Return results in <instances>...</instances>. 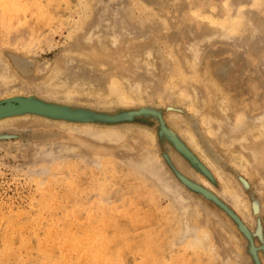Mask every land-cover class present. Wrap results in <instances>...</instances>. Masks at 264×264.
<instances>
[{
    "label": "rangeland",
    "instance_id": "rangeland-1",
    "mask_svg": "<svg viewBox=\"0 0 264 264\" xmlns=\"http://www.w3.org/2000/svg\"><path fill=\"white\" fill-rule=\"evenodd\" d=\"M5 102L0 264H264V0H0Z\"/></svg>",
    "mask_w": 264,
    "mask_h": 264
},
{
    "label": "water",
    "instance_id": "water-1",
    "mask_svg": "<svg viewBox=\"0 0 264 264\" xmlns=\"http://www.w3.org/2000/svg\"><path fill=\"white\" fill-rule=\"evenodd\" d=\"M17 108L18 107H17L16 102H5V103L0 105V115L5 116L3 114H6V116H7V114H12L13 112H15V109H17ZM200 191H202V190L200 189ZM203 193L205 195L209 196V193H207V192H203Z\"/></svg>",
    "mask_w": 264,
    "mask_h": 264
},
{
    "label": "bare ground",
    "instance_id": "bare-ground-1",
    "mask_svg": "<svg viewBox=\"0 0 264 264\" xmlns=\"http://www.w3.org/2000/svg\"><path fill=\"white\" fill-rule=\"evenodd\" d=\"M17 1H18V0H17ZM21 2H22V1H21ZM13 4H14V3H12V6H13ZM18 4H19V3H18ZM15 5H16V4H15ZM22 9H23V8H22ZM2 10H3V9H2ZM23 11H24V10H23ZM7 16H8V15H7ZM19 17H21V16H20V13H18V17L16 16V18H19ZM16 18L13 17V19H16ZM19 20H20V21H19ZM16 21H18L19 23H21V18L16 19ZM14 22H15V21H14ZM10 24H11V23H10ZM192 143H193V144H192ZM192 143L189 142V144H190L191 146H195L193 141H192ZM137 199H138V198H137ZM136 205H137V204H136ZM122 214H123V212H122ZM104 218H105V217H103V219H104ZM106 218H107V217H106ZM105 220H106V219H105ZM107 220H108V218H107ZM103 223H104V222H103ZM107 223H108V222H107ZM69 239H70V238H69ZM70 240H71V239H70ZM72 240H73V239H72ZM74 241H75V240H74ZM96 241H97V239H96ZM96 241H95V244L97 245ZM77 242H78V241H77ZM77 242H76V243H77ZM103 242H104V241H103ZM103 242H102V243H103ZM68 243H69V242H68ZM72 243H73V242H72ZM80 243H81V242H80ZM99 243H100V241H99ZM74 244H75V243H74ZM103 244H104V243H103ZM65 245H66V244H65ZM69 245H70V244H69ZM101 245H102V244H101ZM67 246H68V244H67ZM80 246H81V244H80ZM94 246H95V245H94ZM98 246H99V244H98ZM98 246H97V247H98ZM102 246H103V245H102ZM72 247H73V246H72ZM100 247H101V246H100ZM61 248H62V247H61ZM74 248H75V247H74ZM81 248H82V246H81ZM63 249H65V248H63ZM72 249H73V248H72ZM85 249H86V248H85ZM87 249L89 250V248H87ZM90 249H91V247H90ZM98 249H99V248H98ZM102 249H103V248H102ZM106 249H107V248H106ZM106 249H105V251H106ZM65 250H66V249H65ZM75 250H76V249H74V251H75ZM83 250H84V249H83ZM103 250H104V249H103ZM103 250H101V248H100V251H101V252L98 251V255H99V252L102 254V253H103V252H102ZM80 251H81V250H80ZM89 251H90V250H89ZM89 251H87V252H89ZM95 251H96V250H95ZM105 251H104V252H105ZM68 252H69V251H68ZM76 252H77V251H76ZM82 252H83V251H82ZM93 252H94V251H93ZM68 254H71V253H68ZM68 254H67V255H68ZM76 254H77V253H76ZM103 254H104V253H103ZM79 255H80V254H79ZM84 255L86 256V254H84ZM82 256H83V255H82ZM88 256H89V255H88ZM79 257H80V256H79ZM83 257H84V256H83ZM99 257H101V256H99ZM95 258H96V257H95ZM87 259H88V258H87ZM100 259H101V258H100ZM100 259H99V260H100ZM64 260H65V259H64ZM97 260H98V259H97ZM99 260H98V262H99ZM101 260H102V259H101ZM82 261H83V260H82ZM87 261H88V260H87ZM87 261H86V262H87ZM102 261H103V260H102ZM168 261H169V260H168ZM66 262H67V261H66ZM88 262H89V261H88ZM81 263H82V262H81ZM90 263H91V262H90ZM90 263H89V264H90ZM84 264H85V263H84ZM93 264H95V263H93Z\"/></svg>",
    "mask_w": 264,
    "mask_h": 264
}]
</instances>
